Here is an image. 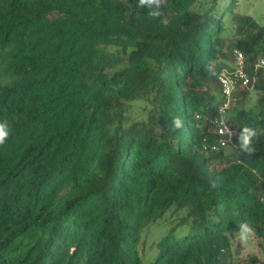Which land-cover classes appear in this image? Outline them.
I'll list each match as a JSON object with an SVG mask.
<instances>
[{"label":"trees","instance_id":"obj_1","mask_svg":"<svg viewBox=\"0 0 264 264\" xmlns=\"http://www.w3.org/2000/svg\"><path fill=\"white\" fill-rule=\"evenodd\" d=\"M137 5L0 0V264H264V24L240 0ZM234 48L228 154L204 146ZM244 221L261 255L240 259Z\"/></svg>","mask_w":264,"mask_h":264},{"label":"built area","instance_id":"obj_2","mask_svg":"<svg viewBox=\"0 0 264 264\" xmlns=\"http://www.w3.org/2000/svg\"><path fill=\"white\" fill-rule=\"evenodd\" d=\"M231 54L232 66L222 68L217 77L221 93V100L217 107V114L208 120L214 125L213 127L215 128L217 135V138L213 143L204 146V148L211 150L225 147L228 141L233 137V130L230 129L225 121L224 115L227 109L236 104L237 97L234 94L236 84L241 83L247 85L252 79L244 70L245 57L243 52L234 48ZM252 69L254 71H264V52L257 57Z\"/></svg>","mask_w":264,"mask_h":264},{"label":"clouds","instance_id":"obj_3","mask_svg":"<svg viewBox=\"0 0 264 264\" xmlns=\"http://www.w3.org/2000/svg\"><path fill=\"white\" fill-rule=\"evenodd\" d=\"M166 0H138L137 7L148 9V15L152 18L159 17L162 12L161 9L165 5ZM173 130H180L184 127V120L180 116L172 118ZM10 136L9 123L0 121V146L4 145ZM257 136L255 129L251 127H243L238 135L239 150L246 154H253L255 149L253 147V139ZM255 233V229L248 221L238 224V230L235 231L234 236L240 242H247Z\"/></svg>","mask_w":264,"mask_h":264},{"label":"rangeland","instance_id":"obj_4","mask_svg":"<svg viewBox=\"0 0 264 264\" xmlns=\"http://www.w3.org/2000/svg\"><path fill=\"white\" fill-rule=\"evenodd\" d=\"M222 1V0H221ZM240 10L253 15L259 23L264 24V0H240ZM228 154L232 152V146L229 144L224 148ZM160 227H152L154 234L150 236L153 239L161 231ZM232 251L236 257L242 259L251 254L261 255V250L257 245V240L252 236L247 242H240L235 238L234 233L231 235Z\"/></svg>","mask_w":264,"mask_h":264}]
</instances>
